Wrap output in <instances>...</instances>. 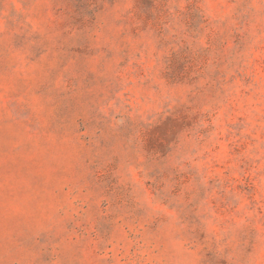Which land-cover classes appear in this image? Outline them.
I'll return each instance as SVG.
<instances>
[{
	"label": "rangeland",
	"instance_id": "obj_1",
	"mask_svg": "<svg viewBox=\"0 0 264 264\" xmlns=\"http://www.w3.org/2000/svg\"><path fill=\"white\" fill-rule=\"evenodd\" d=\"M0 264H264V0H0Z\"/></svg>",
	"mask_w": 264,
	"mask_h": 264
}]
</instances>
